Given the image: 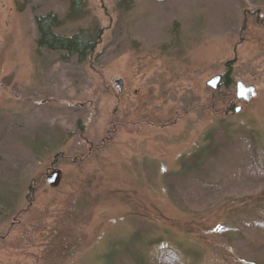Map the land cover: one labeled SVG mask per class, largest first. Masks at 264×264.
<instances>
[{"label": "rangeland", "instance_id": "rangeland-1", "mask_svg": "<svg viewBox=\"0 0 264 264\" xmlns=\"http://www.w3.org/2000/svg\"><path fill=\"white\" fill-rule=\"evenodd\" d=\"M73 1L0 0V264H264V0Z\"/></svg>", "mask_w": 264, "mask_h": 264}, {"label": "trees", "instance_id": "trees-1", "mask_svg": "<svg viewBox=\"0 0 264 264\" xmlns=\"http://www.w3.org/2000/svg\"><path fill=\"white\" fill-rule=\"evenodd\" d=\"M80 0H74L70 17H74L80 10ZM38 30L40 32L38 44L49 50H56L60 53L62 60H67L70 56L76 55L78 60L84 61L92 53L100 40V31L93 34L85 29L73 35L59 34L55 28L61 24V20L54 14H47L37 18ZM226 85L229 84V76H224Z\"/></svg>", "mask_w": 264, "mask_h": 264}, {"label": "water", "instance_id": "water-1", "mask_svg": "<svg viewBox=\"0 0 264 264\" xmlns=\"http://www.w3.org/2000/svg\"><path fill=\"white\" fill-rule=\"evenodd\" d=\"M221 79L222 76L221 75H215L214 77H212L210 80L207 81V84L213 88H218V86L221 83ZM118 87H121L120 84H118ZM237 93H238V97L240 99H244V100H249L251 96H255L256 94V89L253 85H246L245 83H243L242 81H238L237 82ZM240 110V107L236 108V112H238ZM58 176L57 172H54L49 178H48V182L50 184L55 183L56 178Z\"/></svg>", "mask_w": 264, "mask_h": 264}, {"label": "flooded vegetation", "instance_id": "flooded-vegetation-1", "mask_svg": "<svg viewBox=\"0 0 264 264\" xmlns=\"http://www.w3.org/2000/svg\"><path fill=\"white\" fill-rule=\"evenodd\" d=\"M223 80H224V77H223Z\"/></svg>", "mask_w": 264, "mask_h": 264}]
</instances>
